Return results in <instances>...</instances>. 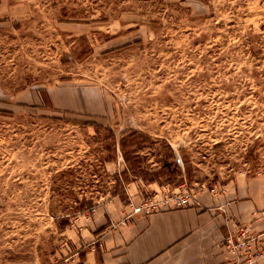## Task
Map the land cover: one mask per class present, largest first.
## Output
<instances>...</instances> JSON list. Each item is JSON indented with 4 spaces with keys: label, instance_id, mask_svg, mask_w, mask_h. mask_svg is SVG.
Segmentation results:
<instances>
[{
    "label": "rangeland",
    "instance_id": "rangeland-1",
    "mask_svg": "<svg viewBox=\"0 0 264 264\" xmlns=\"http://www.w3.org/2000/svg\"><path fill=\"white\" fill-rule=\"evenodd\" d=\"M241 175L264 183V0H0V264H89L95 209Z\"/></svg>",
    "mask_w": 264,
    "mask_h": 264
},
{
    "label": "crops",
    "instance_id": "crops-1",
    "mask_svg": "<svg viewBox=\"0 0 264 264\" xmlns=\"http://www.w3.org/2000/svg\"><path fill=\"white\" fill-rule=\"evenodd\" d=\"M130 212L119 199L93 211L89 264H264V183L256 177L199 191L187 206ZM241 227L253 234V260L229 247Z\"/></svg>",
    "mask_w": 264,
    "mask_h": 264
},
{
    "label": "built area",
    "instance_id": "built-area-1",
    "mask_svg": "<svg viewBox=\"0 0 264 264\" xmlns=\"http://www.w3.org/2000/svg\"><path fill=\"white\" fill-rule=\"evenodd\" d=\"M193 198V193L186 189L163 187L134 204L130 213H151L164 208L183 207L189 205ZM228 243L232 251L244 254L249 260L258 256V254L250 252L254 245V237L248 227H241L236 235H230Z\"/></svg>",
    "mask_w": 264,
    "mask_h": 264
},
{
    "label": "trees",
    "instance_id": "trees-1",
    "mask_svg": "<svg viewBox=\"0 0 264 264\" xmlns=\"http://www.w3.org/2000/svg\"><path fill=\"white\" fill-rule=\"evenodd\" d=\"M126 140H127V137H123L120 142H121V145H122V148H123V151H124V157H125V159L127 161H129L131 158H130L129 153H128L127 149H126V147H127ZM169 149H170V152H171V156L175 157V152H174L173 147H171L169 145ZM171 164H172V161L169 162V161L165 160L163 162V167L170 168Z\"/></svg>",
    "mask_w": 264,
    "mask_h": 264
}]
</instances>
